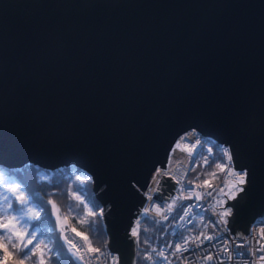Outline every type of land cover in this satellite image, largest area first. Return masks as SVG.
I'll return each mask as SVG.
<instances>
[{"label": "water", "instance_id": "water-1", "mask_svg": "<svg viewBox=\"0 0 264 264\" xmlns=\"http://www.w3.org/2000/svg\"><path fill=\"white\" fill-rule=\"evenodd\" d=\"M191 128L245 170L226 201L245 236L264 214V0H0V164L86 170L118 264Z\"/></svg>", "mask_w": 264, "mask_h": 264}, {"label": "built area", "instance_id": "built-area-1", "mask_svg": "<svg viewBox=\"0 0 264 264\" xmlns=\"http://www.w3.org/2000/svg\"><path fill=\"white\" fill-rule=\"evenodd\" d=\"M184 133H192L193 136L188 138L186 148H180L179 155L182 158L179 159V164L171 169L167 166L169 156L178 138ZM178 138L169 151L165 167L159 166L155 169L157 171L164 168L165 175L154 181L156 189L152 195L144 193L143 204L138 207L140 210L131 225L135 235L141 220L146 216L167 221L157 245L160 255L155 264H264V214L254 218L248 232H244L245 236L235 234L225 215V212L230 211L226 201L246 183V176L244 184L237 182L238 175L246 173L245 170L234 166L229 147L222 144L224 164L219 180L215 183H211L209 179L200 183L186 182L191 167L198 160L207 163L214 150L210 144L203 141L196 128L183 132ZM206 180L208 184H205ZM150 181L148 185L152 184ZM159 193H165L167 196L158 198ZM98 212L102 217L103 209ZM195 222H200L204 228L188 229ZM61 225L65 237L76 245L79 257L83 256V264H118L117 253L108 244L92 247L83 235L78 236L77 232L68 226L66 220H62ZM90 248L99 251H89Z\"/></svg>", "mask_w": 264, "mask_h": 264}, {"label": "trees", "instance_id": "trees-1", "mask_svg": "<svg viewBox=\"0 0 264 264\" xmlns=\"http://www.w3.org/2000/svg\"><path fill=\"white\" fill-rule=\"evenodd\" d=\"M202 139L213 147L214 154L207 163L198 160L189 170L186 182L198 183L209 179L211 183H215L220 178L224 164L222 144L210 137L202 136ZM217 164L221 167L217 168ZM0 178H6L11 182L6 185L0 184L4 198L7 197L9 221L15 225L16 231L22 229L27 233L23 243H27L30 236L35 235L32 244H29L23 252L12 247V243L23 247L15 236L12 243L6 239L2 241L8 245L9 252L12 253L9 264L22 259L25 253L29 254V259L25 260L24 264H40L41 259L44 264H83L75 248L71 247L69 240L64 236L62 217H66L71 229L87 237L86 241L90 246L99 247L108 244L110 235L98 212L102 204L94 189L91 175L83 168L71 164L47 167L33 161L14 166L0 164ZM14 187L24 192L28 200L27 204H21L9 191ZM87 208L89 211L86 210ZM29 209L39 212V216L32 218L30 215H25ZM13 216L16 220L12 219ZM166 223L167 221L152 216H146L141 220L136 236L134 264H155L160 255L157 245ZM18 225L20 228L17 227ZM203 228L200 222L188 227L190 230ZM6 233L8 229L0 228L1 237ZM34 246V252H29ZM0 252L2 253L0 258H3V250L0 249Z\"/></svg>", "mask_w": 264, "mask_h": 264}, {"label": "snow or ice", "instance_id": "snow-or-ice-1", "mask_svg": "<svg viewBox=\"0 0 264 264\" xmlns=\"http://www.w3.org/2000/svg\"><path fill=\"white\" fill-rule=\"evenodd\" d=\"M229 159H231V157H229ZM216 167L219 168V167H221V165L217 164ZM245 176H246V173L239 174L237 177V182L241 185L244 184L245 183ZM205 184H208L207 180L205 181ZM234 187H235V185H234ZM9 191H11L16 196V199L19 200L21 204H27L28 203V200L25 197L24 192L21 191L18 187L11 188V189H9ZM221 191H223V189H221ZM232 196L233 197L235 196V192L232 193ZM197 199H199V196H197ZM5 200H7V197H5ZM9 207H11V204H9ZM53 209L55 210V205H53ZM25 215H30L32 218H35V217L39 216V212H33L32 209H29L28 212L25 213ZM225 215H227V212H225ZM12 219L16 220V217L13 216ZM0 228L8 229V233H6L3 237H0V249H2L3 253H4L3 258H0V264H9V258L12 256V253L9 252L8 245L2 243V241L4 239H6L9 243H12L13 236H15L17 238V240L23 244V247H20V244H17V243H12V247L18 248L19 251L23 252L25 248H28L29 244H32L33 239H35V235L33 234L27 240V243H23L24 237L27 233L23 232V231H16L15 225L12 224L11 221L9 223L0 224ZM73 231H75V229H73ZM76 234L78 236L82 235V233H79V232H77ZM135 234L136 233L133 232V235H135ZM83 238L87 239V237H83ZM69 244L73 248L76 247V245L72 244L71 241H69ZM34 250H35V246L33 249H29V252H34ZM89 251L98 252L99 249L90 248ZM27 259H29V254L25 253L22 259H20L19 261H13V264H24L25 260H27ZM79 259H83V256L79 257ZM209 259H211V257H209ZM262 259H264V257H262ZM40 264H44L43 259H41Z\"/></svg>", "mask_w": 264, "mask_h": 264}, {"label": "rangeland", "instance_id": "rangeland-1", "mask_svg": "<svg viewBox=\"0 0 264 264\" xmlns=\"http://www.w3.org/2000/svg\"><path fill=\"white\" fill-rule=\"evenodd\" d=\"M180 150L176 149L175 147L171 153V158H172V162L170 163L169 167L172 169L174 167L177 166V164H179L180 162V158H182L181 155H179ZM203 163V162H202ZM193 167V166H192ZM191 167V168H192ZM164 175V174H163ZM202 182V181H201ZM10 180L6 179V178H0V184L6 185V184H10ZM200 183V181L198 182ZM2 188H0V224H5V223H9V212H8V208H7V200H5L4 196H3V192H2ZM4 199H3V198ZM56 209V208H55ZM87 211H89V209H86ZM65 218V217H64ZM64 218L62 217L61 220H64ZM59 221H60V217H59ZM62 223V222H61ZM18 228H20V225L17 226ZM22 231V229H21ZM1 237V236H0ZM31 237V236H30ZM84 237V236H83ZM86 241V239H85ZM87 242V241H86ZM2 253L0 252V257H1Z\"/></svg>", "mask_w": 264, "mask_h": 264}, {"label": "bare ground", "instance_id": "bare-ground-1", "mask_svg": "<svg viewBox=\"0 0 264 264\" xmlns=\"http://www.w3.org/2000/svg\"><path fill=\"white\" fill-rule=\"evenodd\" d=\"M192 136H193L192 133H187V134L184 133L181 137L178 138L177 142L175 143V145L172 148V151H173L174 147H175V150L176 149L177 150L178 149L180 150V148H186L187 147V144H188L187 143V140H188V138H190ZM172 151H171V153H172ZM171 162H172V158H171V154H170L169 160L167 162V166L168 167H169V165H170ZM165 171L166 170L164 168H159L157 171H155L154 176L152 178V181H150V182H152V184H149L148 187H146L145 191H144V189H142L143 193H145L147 195H152V192L156 189L155 188L156 185L154 184V181L157 180V179H159L161 176H164L165 175ZM130 230H131V233L133 234L132 227L130 228Z\"/></svg>", "mask_w": 264, "mask_h": 264}]
</instances>
